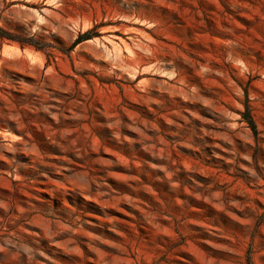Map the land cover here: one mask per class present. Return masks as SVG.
<instances>
[{
	"label": "rangeland",
	"instance_id": "obj_1",
	"mask_svg": "<svg viewBox=\"0 0 264 264\" xmlns=\"http://www.w3.org/2000/svg\"><path fill=\"white\" fill-rule=\"evenodd\" d=\"M0 264H264V0H0Z\"/></svg>",
	"mask_w": 264,
	"mask_h": 264
}]
</instances>
